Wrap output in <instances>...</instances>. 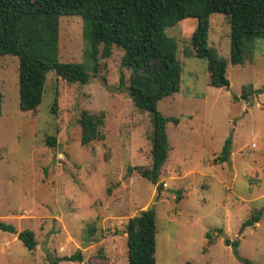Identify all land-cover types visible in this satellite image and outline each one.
Here are the masks:
<instances>
[{
    "label": "rangeland",
    "instance_id": "374dc122",
    "mask_svg": "<svg viewBox=\"0 0 264 264\" xmlns=\"http://www.w3.org/2000/svg\"><path fill=\"white\" fill-rule=\"evenodd\" d=\"M208 45L227 62L228 87L209 84L207 61L191 45L196 19L166 29L177 42L182 81L161 99L168 157L156 183L130 167H151L152 124L120 86L130 70L113 45L97 54V72L86 84L46 78L34 111L19 107L18 57L0 56V220L34 232L28 250L16 234L0 230V264H51L80 250L83 261L58 264H128L126 224L154 208L155 264H264V38L242 64H231L226 15L209 20ZM78 15L59 17V61L91 66ZM57 95L55 112H52ZM104 112V139L80 144V111ZM47 137H55L50 146ZM231 137L227 161L218 159ZM259 221L241 228L252 215ZM222 229L221 233L217 229ZM206 233L212 236L207 243ZM238 241L235 253L224 240Z\"/></svg>",
    "mask_w": 264,
    "mask_h": 264
},
{
    "label": "trees",
    "instance_id": "16d2710c",
    "mask_svg": "<svg viewBox=\"0 0 264 264\" xmlns=\"http://www.w3.org/2000/svg\"><path fill=\"white\" fill-rule=\"evenodd\" d=\"M226 15L230 24L231 64H242L255 50L256 38H264V0H0V56L18 57L19 107L22 111H34L42 100L47 75L54 71L66 83L86 84L97 72V54L102 45V56L111 54L115 45L123 52L121 66L130 70L128 83L119 76L120 86L127 92L134 106L147 112L151 118V167L140 166L136 170L143 178L156 183L160 169L168 157L166 123L178 124L175 117H165L157 110L158 102L179 91L182 81L181 61L177 58V42L166 29L186 18L196 19L191 45L195 57L207 61L209 84L216 88L228 87L227 62L219 58L209 47V20L212 14ZM78 15L83 20V38L88 46L86 63L59 61L58 34L60 16ZM263 88H249L242 93L259 94ZM0 93V117H1ZM57 95L52 112H55ZM80 144L87 145L104 139V112L83 109L80 111ZM46 142L55 145V137ZM231 137L224 141L218 157L227 161L231 153ZM259 221L258 214L242 222L241 228ZM0 230L17 234L23 246L32 251L37 245L34 232L17 231L10 223L0 220ZM218 233L222 229H217ZM128 264H155L157 228L155 211L150 207L128 219L126 224ZM207 243L212 236L206 233ZM237 253L238 241L224 240ZM83 261L80 250L69 256L53 258ZM246 264L250 260L243 259ZM186 264H190L187 262Z\"/></svg>",
    "mask_w": 264,
    "mask_h": 264
},
{
    "label": "crops",
    "instance_id": "0c3cea01",
    "mask_svg": "<svg viewBox=\"0 0 264 264\" xmlns=\"http://www.w3.org/2000/svg\"><path fill=\"white\" fill-rule=\"evenodd\" d=\"M18 231V230H17ZM21 231V230H20ZM16 236H17V234H16ZM17 239H18V237H17Z\"/></svg>",
    "mask_w": 264,
    "mask_h": 264
}]
</instances>
